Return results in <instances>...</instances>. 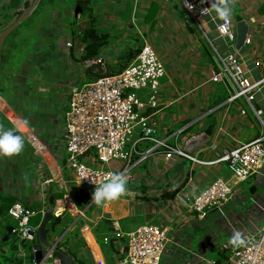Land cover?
<instances>
[{"label": "crops", "instance_id": "crops-1", "mask_svg": "<svg viewBox=\"0 0 264 264\" xmlns=\"http://www.w3.org/2000/svg\"><path fill=\"white\" fill-rule=\"evenodd\" d=\"M24 1L32 2L22 0L16 7L12 0H0L1 13L3 9L0 32L16 19ZM57 2L60 1L44 5L45 26L31 52L26 54L29 49L25 45L18 50L25 37L22 32L7 36L1 51L0 129H11L21 135L24 149L12 157L0 156V264L36 262L32 251L34 238L24 241L13 233L6 238L7 227H15L16 222L5 211L15 202L41 215L37 227L48 206L52 214H60V223L48 231V239L67 251L60 242L68 237L70 249L80 259L88 257V264H96V260L107 264L106 258H112V264H120L116 254L102 244V238L107 235L100 229L104 220H118L123 232L144 223L165 228L167 245L160 264L213 263L222 255L220 244L229 241L234 232L242 233L264 222V214L257 208L264 206V191H259L264 186V158L260 163L261 176L249 185L250 204H246L243 190L238 186L246 181L232 184V197L221 211L209 210L201 219L188 209L185 198L193 197L216 178L232 183L227 164L196 163L182 157L166 159L161 148L151 140H143L137 145V160L126 174L125 194L103 205L92 200L86 204L90 194L66 165L67 91L79 79L87 80L89 65L109 71L119 65L120 58L130 56L147 40L165 65L158 106L146 107L142 112L153 129L152 136L184 149L193 137L207 134L208 139L188 153L201 161H215L237 145L255 138L259 131L247 103L243 99L226 102L229 96L226 83L212 82L210 78L218 71L216 55L228 53L238 58L248 79L264 78V0H229L232 19L237 13L249 24L250 43H244L239 51L219 37L216 26L220 20L211 9L204 17L205 37L186 25L188 22L176 0H100V5L94 2L95 26L108 36L109 42L99 55L86 61L82 59L85 44L79 36L73 39L62 33L60 26L57 31L51 26L53 18L58 17L54 8ZM112 3L118 5L119 13L129 6L130 16L120 18L119 13H111ZM152 5L156 6V14L151 23L146 18ZM62 7L61 12L65 7L70 8L64 4ZM7 16L8 20L2 22ZM80 17L81 11L76 19ZM215 41H220L226 49L218 51ZM257 61L260 65L255 64ZM140 96L144 98L143 93ZM254 97L253 107L264 111V83ZM146 152L147 157L138 161ZM205 227L207 236L195 247L190 233Z\"/></svg>", "mask_w": 264, "mask_h": 264}, {"label": "built area", "instance_id": "built-area-1", "mask_svg": "<svg viewBox=\"0 0 264 264\" xmlns=\"http://www.w3.org/2000/svg\"><path fill=\"white\" fill-rule=\"evenodd\" d=\"M176 3L186 21L206 37L204 17L211 9L209 0H176ZM216 31L226 43L231 46L234 44L236 34L231 15L227 21L220 20ZM244 43H250L248 36ZM216 57L219 61L218 71L212 73L210 80H224L229 89L226 102L243 99L247 103L257 119L259 131L255 138L237 145L211 162L198 160L176 143L172 145L165 140L155 139L147 116L142 112L146 107L158 106L159 80L165 75V65L157 50L145 40L137 55L119 73L99 77L90 83L73 84L68 88L67 109L64 113V151L66 165L74 173L75 180L93 195L95 187L105 182L111 173H115L102 164L114 160L125 162L126 166L119 172L126 177L134 162L131 159L137 154V145L143 140H151L156 147L161 148L166 159L182 157L196 163L225 162L232 183L216 178L193 197L185 198L188 209L203 219L208 210L221 211L231 199L234 188L232 184L236 186L249 177L259 178L260 163L264 158V111L256 110L252 102L264 78L258 81L248 79L238 58L232 53L224 56L217 54ZM255 64L260 65V62ZM140 93H143L144 98ZM147 152L140 155L138 161L145 159ZM91 155L101 164L100 167L94 169L84 163L83 158ZM257 208L264 214V206L257 205ZM36 213V210L19 202L12 204L8 210V215L16 222L12 233L21 240L33 239L31 233L35 232V227L29 225V220ZM110 227L111 232L103 241L107 243L111 237L124 240L119 245L121 253L124 252L120 264L161 263L167 245L165 228L144 223L132 231L123 232L118 220L111 221ZM241 234L246 240L244 246L234 248L228 241L220 244V249L228 252L226 263L264 264V222ZM32 251L35 253L34 248ZM33 264L38 263L34 261ZM96 264L104 263L96 260Z\"/></svg>", "mask_w": 264, "mask_h": 264}, {"label": "trees", "instance_id": "trees-1", "mask_svg": "<svg viewBox=\"0 0 264 264\" xmlns=\"http://www.w3.org/2000/svg\"><path fill=\"white\" fill-rule=\"evenodd\" d=\"M21 1L22 0H12L13 6L18 7L21 4ZM42 1L43 0H41V2ZM47 1H48L47 3L49 5H53L54 2H55V0H47ZM77 3L79 4V6L81 8V16L86 17V22H87L86 26L84 27V29H82V31H80V33L77 34L79 36V39L82 42H84V44H85L84 49H83L82 59L84 61H86L88 59H93L97 55H99L101 50L108 45L109 39H108V36L106 34L101 32L95 26V15H94V12H93L94 11L93 10V8H94V0H79L78 2H74V5L77 4ZM21 11H18L17 14H20ZM155 14H156V6L152 5L149 8V10H148V14H147V18H146L147 22H151L152 23ZM76 25H77V21L75 22V26ZM78 31H79V29H78ZM139 50H140V48L134 49L130 53V56L129 55H125V57L120 58L119 65L117 67H115V68H109L108 69L109 71H102L100 69L99 65H94V66L93 65H89L86 68V72L88 74L87 75L88 78H87L86 82H84V83H90V82H93L94 80H96L99 77L111 76V75L119 73L130 62V60L137 55ZM95 67H96V70L94 71ZM136 156H137V154L133 155V157L131 159V162H133V160L136 159ZM83 160H84V162L86 161L89 164L97 165V168L101 166V164L94 158L93 155H91L88 158L84 157ZM124 165H125L124 162H122L121 165L116 167L117 169H115L114 172L117 173L119 171H122L123 168H124ZM91 198H92V195H90L87 198L86 204L91 200ZM51 201H54V200L51 199ZM11 206L12 205L10 204L8 207L10 208ZM94 206L95 205L91 206L89 208V210L91 208H93ZM7 208H6L5 212H7V214H8L9 208L8 209ZM40 216L41 215L37 214V215L34 216V219L31 217L30 220H29V225H31V226L36 228L37 227L36 225H37V222H38V219L40 218ZM60 219H61L60 214H58L57 212H53V214H52V225H51L50 229L47 230V233H48V231L54 230L56 228V225H58L60 223ZM110 222L111 221H109V220H106V221L104 220V223L101 224V226H100V229H102V231H105L108 236H109V233L111 232ZM65 238L66 239H64L63 242H60V246L64 247L65 249L67 248V252L69 253V255H71V257L73 258L75 264H88L87 259H89V258L87 257V259H80L76 255V253L70 249L68 237H65ZM103 238H102V240H103ZM75 239H78V237L75 236ZM24 241H26V240L24 239ZM80 241L83 242V240H81V239H80ZM122 242H123V240H122ZM102 244L107 246L110 249V251L114 252L116 254V258L119 261L124 257V252L121 253V252H119V249H118L119 245H121V240L120 239H117L115 237L114 238L111 237V238H109L107 243H104V241H103ZM103 252L106 253L105 250H103ZM227 259H228V252L223 251L222 255H220V257L217 258L212 264H226ZM106 262H107V264H112L113 263V259L112 258H106ZM45 264H52V263L48 262V263H45Z\"/></svg>", "mask_w": 264, "mask_h": 264}, {"label": "rangeland", "instance_id": "rangeland-1", "mask_svg": "<svg viewBox=\"0 0 264 264\" xmlns=\"http://www.w3.org/2000/svg\"><path fill=\"white\" fill-rule=\"evenodd\" d=\"M60 2H57L56 5L54 6L55 10H57V13H58V17L56 18H53V21H52V25L51 26H55V29L57 31V26H60V31H62V33L66 34L67 36L75 39L76 38V35L79 33L78 32V29L82 30L84 29L85 25H86V17H83L81 16L79 20H77L74 16H73V12L74 11V1H70V0H59ZM48 1L47 0H43L40 5L36 8V10L31 14V16L26 19L21 25H19L15 30H13L11 33H10V36L9 37H12L13 35L17 34V33H23V35L25 36L23 39H21V42L23 43L22 46L19 44V51H20V47L22 49V47L25 45V47H27V49H29L27 53L31 52L34 48V45H35V42L40 38L38 35V33L42 30V27L45 26V23H44V20L42 19V15H43V12L42 11H46V4ZM95 4L96 2L99 3L100 5V0H94ZM118 3V2H117ZM64 4V6H68L69 9H67L65 7V11H62L60 9H63L64 7H62ZM45 5V6H44ZM110 8V11L111 13H116L118 14L119 12H116L117 9H118V5L115 3H112V5L109 6ZM121 7H119L120 9ZM50 10H52V7H50ZM70 10V11H69ZM131 14V11H130V7L128 6L127 8L124 7V9H120V15H118V17L122 18V17H125L126 14ZM45 14V13H44ZM129 14V16H130ZM113 15V14H112ZM1 17H3V9H2V13L0 11V19ZM8 20V16L5 18V20H1L2 22L5 23V21ZM77 21V27L75 26V22ZM36 22V23H35ZM2 24V23H1ZM79 26H81V28H79ZM61 35V34H60ZM10 39V38H9ZM18 44V43H17ZM214 45L216 46V48L218 49V51L222 52L224 49H226L225 47L222 46V43L220 41H215ZM102 51V50H101ZM17 54V58H18V61L20 60V55H19V52L16 53ZM165 77V76H164ZM160 80H163L160 79ZM159 80V81H160ZM86 82V80H81L79 79L78 81H76L74 83V85H81L82 83ZM146 93V90L144 91ZM137 158V157H136ZM137 159H134L133 161H135ZM122 160H114V161H111L109 162L108 164H102V166L104 168H115L117 167L118 165H121L122 164ZM86 165L90 166L91 168H94L96 169L97 168V165L95 164H89L88 162H84ZM125 164V162H124ZM129 164V163H128ZM126 166V164L124 165ZM255 178L254 177H249L246 182H243V183H240V185H238L242 190H243V194L246 198V204H250V194H249V185H251V182H255L254 180ZM259 188V187H258ZM86 190V189H85ZM260 192H263L264 191V186L261 187L259 189ZM218 217H221V215H219ZM213 219L211 218L209 220L212 221ZM110 225H111V222H110ZM214 228V227H213ZM207 230L208 228L205 227L203 229H197V230H193L191 237H192V244L197 247L198 245V242L199 240L202 238V237H205L207 236ZM167 235V234H166ZM218 238H221V236H217ZM121 240V244L124 243V240L122 242V239Z\"/></svg>", "mask_w": 264, "mask_h": 264}, {"label": "water", "instance_id": "water-1", "mask_svg": "<svg viewBox=\"0 0 264 264\" xmlns=\"http://www.w3.org/2000/svg\"><path fill=\"white\" fill-rule=\"evenodd\" d=\"M70 1L78 2L79 0ZM40 2L41 0H32V2L24 1L20 14H18L16 19L10 25L5 27L0 32V60L2 47L7 36H9L13 30H15L19 25H21L26 19L31 16V14L38 7ZM80 11L81 8L79 4H75L73 11V15L75 18L77 17ZM233 24L235 26L236 34L234 47L237 51H239V49L244 45V41L249 30V24L237 13H234L233 15ZM186 25L190 28V30H192L193 27L190 23H187ZM207 139V134L197 136L186 143V145L184 146V150L187 152H191L193 149L200 147ZM51 225L52 212L50 206H48L47 210L42 216L40 224L35 229V232L31 233V235L35 239V245L33 246V248L35 249L34 258L36 262L38 264H45L51 260H55L57 262L56 264H75L73 258L71 257V255H69L66 250L58 248V243L54 242L52 239H48L47 230L50 229ZM11 233L12 227H7L6 238H8Z\"/></svg>", "mask_w": 264, "mask_h": 264}, {"label": "clouds", "instance_id": "clouds-1", "mask_svg": "<svg viewBox=\"0 0 264 264\" xmlns=\"http://www.w3.org/2000/svg\"><path fill=\"white\" fill-rule=\"evenodd\" d=\"M211 10L215 18L227 21L231 15L229 0H209ZM24 149V138L16 134L13 130L0 129V156L12 157L19 154ZM127 180L122 172L111 173L109 178L95 187L92 195V202L96 205H103L106 202L118 200L126 192ZM228 243L239 248L246 244L242 234L236 231L229 238Z\"/></svg>", "mask_w": 264, "mask_h": 264}]
</instances>
